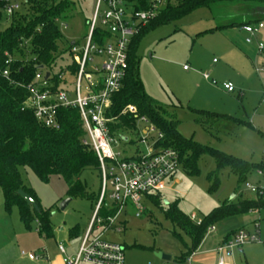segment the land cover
<instances>
[{
  "label": "rangeland",
  "instance_id": "374dc122",
  "mask_svg": "<svg viewBox=\"0 0 264 264\" xmlns=\"http://www.w3.org/2000/svg\"><path fill=\"white\" fill-rule=\"evenodd\" d=\"M71 1L74 6L67 12L63 25L58 23L64 40L59 43V55L52 72H57L60 66L70 61L66 50L68 43L74 41L77 47L83 44L87 24L93 14L94 0ZM230 12L247 14L250 11L233 7ZM239 17L230 15L226 19L214 18L206 7H199L174 22L148 31L136 52L138 75L145 94L178 120L176 129L182 136L247 162H264V139L260 135V131H264V74L255 71L264 67V61L261 64L251 54L245 55L247 52L242 50L244 34L237 27L208 31L224 20ZM6 25L8 22H0V28ZM228 48H232V51L226 58L225 51ZM213 57L218 60L215 66L222 69L219 73L222 78L209 75V84L221 90L223 82L230 83L234 88L233 93H226L223 89V92L213 90L203 80L202 74L209 72L208 66ZM102 60V56L95 58L98 67ZM183 66L189 69L187 73L182 71ZM46 71L45 67L41 68L42 73ZM212 80L216 83L213 84ZM238 93L242 95L238 97ZM191 109L229 115L241 123L237 125L220 120L213 126H207L196 121ZM125 113L123 110L121 114ZM151 128L148 121L137 119L135 129H122L114 137L113 151L120 157L146 152V148L158 137ZM196 167V174H189L179 167L159 185L156 192L161 195L162 206L176 202L181 212L187 216L193 214L200 221L213 207L225 201L239 196L252 197L254 193L247 189L246 183L264 188V173L255 170L242 183H238L227 167L222 168L215 177L211 174L216 167L215 160L208 154L198 158ZM19 172L23 184L31 189L40 206L49 210L53 235L48 238L39 235L35 231L37 223L34 220L27 229L20 221L16 206L5 209L0 190V264H44L45 261H28L20 252L34 254L38 248H45L49 258L51 255L59 256L57 246L65 248L76 239L77 233L73 232L76 229L73 228H77L81 236L90 224L93 212L88 196L94 199L98 196L101 179L97 170H84L79 179L88 196L71 198L61 210L57 207L58 203L68 198L67 185L62 177L52 175L47 181H42L28 166H20ZM216 178L218 184L214 187ZM110 191L111 186L108 184L106 192ZM105 200L109 201L108 197ZM139 202V215H135L137 210L132 205H127L114 217L113 227L105 230L104 227L93 228L92 235L101 233L102 240L120 245L124 264H178L185 246H189L188 237L170 222L150 197L143 196ZM263 220L262 208L259 214L232 216L214 224V227L223 230L225 226H231L253 233L255 224L261 231ZM257 242L242 246L238 264L261 263L264 252L257 249ZM158 254L168 258L161 259Z\"/></svg>",
  "mask_w": 264,
  "mask_h": 264
},
{
  "label": "trees",
  "instance_id": "16d2710c",
  "mask_svg": "<svg viewBox=\"0 0 264 264\" xmlns=\"http://www.w3.org/2000/svg\"><path fill=\"white\" fill-rule=\"evenodd\" d=\"M131 1L132 9L138 11L150 9L153 2ZM2 6L3 2L0 0V22H8L4 28H0V190L5 209L9 210L16 206L22 224L29 229L30 223L36 221L37 232L48 238L53 235L49 210L42 208L31 189L23 184L19 167H30L42 181H47L52 175L62 177L67 185V196L71 198L88 196L84 184L79 179L84 170H97L100 176L99 162L94 151L82 144L85 133L76 108H59L60 124L58 129H54L38 122L32 109L27 106L26 86L41 67L52 72L57 62L59 43L64 40L58 23L66 19L67 12L73 8L74 2L25 0L20 10L9 17L2 12ZM199 7H206L214 18L226 19L230 15H240L238 19L224 20L208 31L240 27L245 23L264 22V0H160L155 15L141 25L130 39L127 68L107 111V116L113 119V122L107 125L108 132L114 142V137L119 135L120 130H133L136 120L144 118L153 130L161 134V137H157L153 142L154 146L174 149L179 155V167L187 173L196 174L198 158L208 154L214 158L216 165L212 175L216 177L222 168L227 167L230 173L236 176L238 183H242L253 170L264 173V162H247L182 136L176 129L178 120L145 94L138 75L136 52L143 36L148 31L174 22ZM233 7H243L250 12L247 14L230 12ZM93 38L101 45L109 38V33L97 26ZM70 43L67 45V51ZM7 60L8 64L5 63ZM6 68L9 71L8 79L1 74ZM59 69L63 70L62 66ZM68 69L75 73V64L69 65ZM52 80L54 87H57L60 80L56 75ZM127 106H132L133 110L121 114ZM191 112L195 114L197 122L207 126H213L220 120L231 121L237 125L241 123L232 116L207 110L191 109ZM260 135L264 139V132L260 131ZM217 184L216 178L213 186L216 187ZM19 189L33 198L38 210L25 203L17 194ZM154 193H145V196L150 197L170 222L180 228L189 239V246H185L178 264H183L185 258L197 249L210 226L232 216L264 208V188L258 187L252 197L239 196L225 201L213 207L199 223H196L190 215L181 212L176 202H168L162 206L160 193ZM88 197L92 203V210H95L99 193L95 199ZM117 209L118 204L105 200L104 197L95 216L101 219L102 226H106L108 218H113ZM229 237L228 235L227 238Z\"/></svg>",
  "mask_w": 264,
  "mask_h": 264
},
{
  "label": "built area",
  "instance_id": "2783aa9c",
  "mask_svg": "<svg viewBox=\"0 0 264 264\" xmlns=\"http://www.w3.org/2000/svg\"><path fill=\"white\" fill-rule=\"evenodd\" d=\"M3 2L2 12L9 17L20 10L25 0H1ZM94 10L88 21L87 32L84 42L80 47L72 41L68 50L70 61L62 66L63 70L49 73L36 72L33 80L26 86L28 90L27 106L34 112L35 118L42 125L58 129V109L61 107H73L78 110L84 137L82 144L90 147L99 162L101 186L99 198L95 205V212L77 252L73 256H64V264H78L79 262L90 264H123L122 247L115 243L102 240L101 233L92 235L93 228H111L113 218H108L106 226L101 225V219L96 218L97 209L104 197L118 204L117 213H120L127 205H132L139 215L141 209L140 198L145 193L156 192L159 185L168 177L172 176L179 167V155L171 148L154 146V143L146 148V152L133 156H123L112 149L113 138L108 132V123L113 119L107 116L111 105L112 96L118 90L127 68V51L131 37L136 34L139 27L151 19L156 12L160 0H153L148 10L138 11L132 9L131 0H94ZM100 24V26L98 25ZM63 25V22H59ZM65 26V24H64ZM101 27L108 31L109 38L103 44H99L93 38L94 29ZM264 28V22L253 24L245 23L240 29L246 33L244 41L250 43L253 37H257ZM264 43L260 39L257 42L258 52H262ZM102 56L100 67L97 66L95 58ZM8 61H5L8 64ZM212 62H216L214 58ZM75 64V73H71L68 66ZM43 68V67H42ZM183 69H186L183 66ZM257 72L264 71V67L256 69ZM5 78H9L8 69L1 71ZM60 80L54 87L53 76ZM205 79H210L209 73L202 74ZM212 83L216 82L212 80ZM223 89L233 92L230 83H222ZM127 110H133L127 106ZM144 120V118H141ZM153 130V127L151 128ZM158 134V138L161 134ZM111 191L106 192L107 185ZM249 191L255 193L258 187L246 183ZM190 218L196 223L193 214ZM210 226L207 234L214 231ZM258 224L254 225L253 233L239 229L223 240L214 248L217 254L229 255L234 250H240L245 243L258 241ZM64 253L63 246H58ZM29 260L43 258L42 254L20 252ZM193 252L189 254L183 264H193ZM216 264H226L220 259Z\"/></svg>",
  "mask_w": 264,
  "mask_h": 264
},
{
  "label": "crops",
  "instance_id": "0c3cea01",
  "mask_svg": "<svg viewBox=\"0 0 264 264\" xmlns=\"http://www.w3.org/2000/svg\"><path fill=\"white\" fill-rule=\"evenodd\" d=\"M237 29H238V31H241L244 34V38H245L246 37V33L244 31H242L240 29V27H237ZM260 39L264 43V28L262 29L261 33L257 37H253L252 38V40H251L250 43H246L244 41L245 44H244V47H242L243 48L242 50L245 51V52H247V53H245V55L246 54L247 55L251 54V56H253L255 59L258 60V62H260L262 64L263 61H264V57L262 56L264 50L262 52H258V50H257V42ZM230 47H232V46H230ZM231 49L232 48H230V50H229V48H228V50L226 49V51H225L226 58H228V55H231L230 54V51H232ZM214 58L215 57H213L211 59V62L209 63V66H208L209 67L208 68L209 69V72L208 73H209L210 76L211 75H215L218 78H222L220 76V74H219L222 69L220 70V68L217 65L215 66V64L218 63V60H216V62H214V63L212 62V60ZM182 71H184L185 73H187L189 71V69H183ZM256 73H259L260 75H263L264 74V71H260V72H257L256 71ZM203 80L206 82V84L210 88H212L213 90H216L218 92H223V90L226 93H233L234 92V91L233 92H227L225 89H223V87H221V90H219V88H215V87L211 86V84H209V79H205L203 77ZM224 81H226V80H224ZM227 81H229V80H227ZM241 95H242L241 93H238V97L241 96ZM262 132H264V131H262ZM262 155H263V158H264V146H263V154ZM255 163H258V162H255ZM261 210L262 209L255 210V211H250L248 213H250L251 215H255L256 213L259 214ZM92 212H93V215H94L95 210H92ZM221 221H223V220H221ZM89 225H87L86 231L88 230ZM37 228H38V223H37ZM37 228L35 229V231H37ZM73 229H76V230L73 231V232L77 233V235L75 236L76 239H74L73 241L69 242L65 246V248L63 247L64 248V253H61L59 251V249H58V246H57V250H58L59 256H57V255H51V257L49 258L50 255L47 253V250L45 248H41V249L38 248L37 251L35 252V254H42L43 255V258H39L37 260H29L27 258L28 261H32V262H38V261H42L43 262V261H45V262H43L44 264H64L63 261H62L63 256H65V255L66 256H73L77 252V250H78V248L80 246V243H81V241H82V239H83V237H84V235L86 233V231H84V233L81 234V236H79V232L77 231V228H73ZM239 229L240 228H237V227L225 226V228H223V230H218V229L216 230V228H215L214 231H212L211 233L205 235V237L203 238V240L200 243V245L193 252L194 253L193 254V260H194V263L193 264H216L217 261L220 260V259L224 260V262L226 264H238V256L240 255L239 253L240 252H243L242 247L240 248V250H234L235 251L234 253L232 251V253L229 254V255L217 254L216 252H214V248L218 244L222 243L223 240L227 239V236L228 235L231 236L230 234H232L233 232H236ZM75 233H73V235H75ZM71 235H72V233H71ZM258 242H257L258 244L256 246L257 249L259 248V249L262 250V252H264V224L262 226L261 231L258 233ZM253 243H255V242H253ZM262 255H263V257H262L263 259H262V261H261L260 264H264V253H262Z\"/></svg>",
  "mask_w": 264,
  "mask_h": 264
},
{
  "label": "water",
  "instance_id": "95a60500",
  "mask_svg": "<svg viewBox=\"0 0 264 264\" xmlns=\"http://www.w3.org/2000/svg\"><path fill=\"white\" fill-rule=\"evenodd\" d=\"M42 68V67H41ZM49 75L48 72L45 73V77L47 78ZM17 194L25 201V203L29 206H31L32 208H34L35 210H38V206L37 204L35 203V201L33 200V198L28 194L26 193L25 191L19 189L17 191ZM71 201V197H68L64 200H62L61 202L58 203L57 207L61 210H63L67 204ZM159 258L161 259H167L168 257L165 256L164 254H158L157 255Z\"/></svg>",
  "mask_w": 264,
  "mask_h": 264
}]
</instances>
